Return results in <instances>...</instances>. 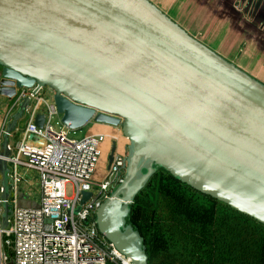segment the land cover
Wrapping results in <instances>:
<instances>
[{
  "label": "water",
  "instance_id": "95a60500",
  "mask_svg": "<svg viewBox=\"0 0 264 264\" xmlns=\"http://www.w3.org/2000/svg\"><path fill=\"white\" fill-rule=\"evenodd\" d=\"M21 87L48 88L70 129L94 121L128 139L125 174L95 221L133 264H149L148 256L126 219L158 168L264 224V83L151 0H0V95ZM28 104L24 97L2 135L1 228L9 134ZM43 123L36 114L34 124ZM90 195L82 192L75 211Z\"/></svg>",
  "mask_w": 264,
  "mask_h": 264
},
{
  "label": "built area",
  "instance_id": "2783aa9c",
  "mask_svg": "<svg viewBox=\"0 0 264 264\" xmlns=\"http://www.w3.org/2000/svg\"><path fill=\"white\" fill-rule=\"evenodd\" d=\"M24 97H29V104L23 114L26 122L22 134L15 143H8V183L12 189L22 180L20 167L35 171L38 204L19 207L9 194L11 207L7 224L1 228L0 175V264L10 260L13 264H133L99 232L95 221L97 208L125 174L126 151L114 153L105 178L94 182L99 145L106 135L73 138L62 121L61 126L54 127L51 118L58 113L48 88L35 93L33 88H16L5 119H11ZM38 113L44 115L41 127L34 124ZM5 128L4 121L0 142ZM84 191L91 195L75 211Z\"/></svg>",
  "mask_w": 264,
  "mask_h": 264
},
{
  "label": "trees",
  "instance_id": "16d2710c",
  "mask_svg": "<svg viewBox=\"0 0 264 264\" xmlns=\"http://www.w3.org/2000/svg\"><path fill=\"white\" fill-rule=\"evenodd\" d=\"M135 208L141 228L133 222ZM126 220L142 236L149 264H264V224L163 168L136 195Z\"/></svg>",
  "mask_w": 264,
  "mask_h": 264
},
{
  "label": "crops",
  "instance_id": "0c3cea01",
  "mask_svg": "<svg viewBox=\"0 0 264 264\" xmlns=\"http://www.w3.org/2000/svg\"><path fill=\"white\" fill-rule=\"evenodd\" d=\"M151 1L189 34L264 83V0ZM172 8L176 11H173ZM214 36H218L216 41ZM211 40H213L212 43ZM12 99L13 97L0 95V131L4 121L6 127L10 120L9 117L5 119V116ZM15 111L16 109L12 112ZM91 123L92 127L86 134L103 133L107 136L103 142L107 141L110 145L104 156L105 167L108 168V155L112 142L115 141L116 144L114 153H124L128 141L119 126L94 121ZM17 129L18 125L15 130ZM21 134L22 131L20 136ZM10 137L11 135L9 140ZM19 172L22 175V180L10 189V195L16 204L19 190L25 191L28 195L34 192L36 198L38 195L36 179L30 176L29 171L24 167H20ZM106 174L100 180L105 178ZM34 203L35 206L38 204L37 199L34 200Z\"/></svg>",
  "mask_w": 264,
  "mask_h": 264
},
{
  "label": "rangeland",
  "instance_id": "374dc122",
  "mask_svg": "<svg viewBox=\"0 0 264 264\" xmlns=\"http://www.w3.org/2000/svg\"><path fill=\"white\" fill-rule=\"evenodd\" d=\"M173 9V8H172ZM173 11H176L173 9ZM176 17H179L177 15H175ZM218 36H214L215 41L217 40ZM213 40H211L212 43ZM208 46V45H207ZM212 48V47H211ZM48 100L51 101V99L49 98V96H47ZM24 115L18 120L17 125H18V129L14 130L11 133V137H10V142L11 143H15L19 137H20V132L23 130L24 128V122L26 121V119H24ZM23 121V123H22ZM92 121L87 122L85 125L76 128V129H69L68 130V136L69 137H73V138H81L82 136H84L86 134V132L92 127ZM51 123L54 127L58 128L59 126L62 125L61 122V115L60 114H56L51 118ZM107 137V136H106ZM105 137V139H106ZM127 139V138H126ZM128 141V139H127ZM110 148V145L108 144L107 141L105 142H101L99 145V151L100 154L98 156V159L96 161V169L94 170V173L92 174L93 177V181L94 182H99L101 181L100 178L108 172V168L105 167V162H104V156H105V151ZM30 176H36V172L33 170H30L29 172ZM157 180V178H156ZM151 184H155L154 181H152ZM151 187V186H150ZM153 187V185H152ZM113 190V189H112ZM35 193H30L29 195L25 193V191L23 190H19V192L17 193V205L19 207H30V206H35L34 200H36L37 198L35 197ZM150 194L148 192V188H145L141 193H140V199L141 200H149L150 199ZM9 204V209L11 207L10 203ZM133 222L135 224H137L138 221H140V218L142 217V211L140 210V208H135L134 212H133ZM138 225V224H137ZM139 226V225H138ZM141 228V226H139ZM169 252H173L172 249H169Z\"/></svg>",
  "mask_w": 264,
  "mask_h": 264
}]
</instances>
